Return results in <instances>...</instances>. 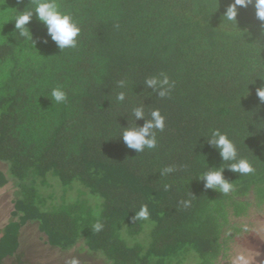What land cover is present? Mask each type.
<instances>
[{
    "label": "trees",
    "instance_id": "1",
    "mask_svg": "<svg viewBox=\"0 0 264 264\" xmlns=\"http://www.w3.org/2000/svg\"><path fill=\"white\" fill-rule=\"evenodd\" d=\"M57 2L81 26L77 48L64 52L51 41L35 48L14 21L5 24L4 10L23 11L31 0L0 3V187L16 188L0 228V264L28 223L48 246L80 243L107 264L220 263L252 225L250 210L264 207V104L255 95L264 81L254 76L264 78V22L250 5L238 9L237 31L220 27L232 0ZM26 27L34 40L45 37L35 15ZM160 72L174 82L166 98L143 86ZM56 86L66 103H52ZM139 104L165 117L157 147L143 153L119 137ZM210 128L227 132L252 162L246 177L225 170L235 193L197 178L205 163L222 164L204 138ZM142 204L150 216L134 222Z\"/></svg>",
    "mask_w": 264,
    "mask_h": 264
},
{
    "label": "clouds",
    "instance_id": "2",
    "mask_svg": "<svg viewBox=\"0 0 264 264\" xmlns=\"http://www.w3.org/2000/svg\"><path fill=\"white\" fill-rule=\"evenodd\" d=\"M2 2L3 0H0V3ZM17 2L20 3L22 0H17ZM250 5L255 9L256 19L264 22V0H232L225 7L220 27L237 31L238 9ZM9 10L13 9L4 10L5 24L14 21V33H17L18 37L29 45L36 48V43L47 45L51 41L61 52L77 48L81 36L80 23L69 8L58 3L57 0H31L30 5L23 11L13 10L10 19ZM216 11L217 9H214L213 13ZM34 15L45 29V37L39 40H34L33 34L26 27L32 21ZM254 76H258L261 81H264V78L257 74H254ZM249 84H255V81L252 79L247 84V91ZM123 85L124 82L122 81L121 86ZM143 86L146 89H151L159 98H166L171 93L174 82L170 80L166 73L160 72L157 75L147 77L143 82ZM255 95L264 104V82L255 87ZM49 96L52 103L54 102L56 105L64 104L68 99L62 86L53 87ZM117 100L123 102L125 93H119ZM145 108L144 104L133 106L128 116V126L119 127V137L125 146L137 153L155 149L158 143L157 133L162 132L165 128V117L161 111L152 108L146 112ZM141 120L144 121L143 124L138 125L136 121ZM204 138L209 146L218 151L222 164L220 167H210L205 163L204 169L198 174L197 178L203 182L205 189L216 191L222 195L235 193L236 184L225 178V170H230L240 177H246L254 173L252 162L249 158L240 155L235 141L230 138L227 132H222L219 128H210ZM173 171L174 169L169 167L164 169L161 175ZM165 188H167V185H165ZM261 205L264 206V201L261 202ZM134 213L135 215L132 217L134 222L147 220L150 216L147 204L140 205ZM103 227L104 225L97 221L92 225V230L100 232ZM243 230L247 231V226H244ZM66 264H80V261L78 258L72 257ZM236 264H252V261L250 257L241 254L236 257ZM261 264H264V261Z\"/></svg>",
    "mask_w": 264,
    "mask_h": 264
},
{
    "label": "rangeland",
    "instance_id": "3",
    "mask_svg": "<svg viewBox=\"0 0 264 264\" xmlns=\"http://www.w3.org/2000/svg\"><path fill=\"white\" fill-rule=\"evenodd\" d=\"M5 166L0 163V171H5ZM16 188L10 181L0 187V228L10 218L12 200ZM253 220L252 225H247L248 230L242 232L237 242L227 251L226 258L216 264H236L238 255L251 258L252 264H261L264 261V207L251 209L248 217ZM244 221H248V219ZM254 227V231L250 230ZM72 257L79 259L80 264H107V262L94 253L88 252L79 243L69 250L61 251L45 244V237L39 233L34 223H28L21 229L18 240V249L15 254L3 261L7 264H66Z\"/></svg>",
    "mask_w": 264,
    "mask_h": 264
},
{
    "label": "crops",
    "instance_id": "4",
    "mask_svg": "<svg viewBox=\"0 0 264 264\" xmlns=\"http://www.w3.org/2000/svg\"><path fill=\"white\" fill-rule=\"evenodd\" d=\"M1 264H7V263H1Z\"/></svg>",
    "mask_w": 264,
    "mask_h": 264
}]
</instances>
